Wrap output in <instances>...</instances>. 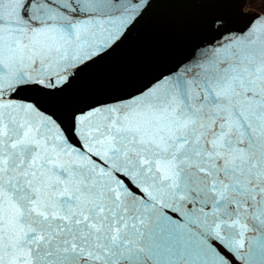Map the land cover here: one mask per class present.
<instances>
[{"label":"snow or ice","instance_id":"obj_1","mask_svg":"<svg viewBox=\"0 0 264 264\" xmlns=\"http://www.w3.org/2000/svg\"><path fill=\"white\" fill-rule=\"evenodd\" d=\"M139 7L0 0V264H264L255 26L115 106L75 113L71 130L19 97L62 89L67 68L111 51Z\"/></svg>","mask_w":264,"mask_h":264},{"label":"water","instance_id":"obj_2","mask_svg":"<svg viewBox=\"0 0 264 264\" xmlns=\"http://www.w3.org/2000/svg\"><path fill=\"white\" fill-rule=\"evenodd\" d=\"M262 17L264 10L249 7L248 0H141L125 35L111 51L68 67L62 89L45 93L22 88L19 97L56 113L71 130L75 113L101 103L115 106L120 98L138 93L156 77L187 62L193 53L226 40L230 33H244L254 26L258 35L264 33Z\"/></svg>","mask_w":264,"mask_h":264},{"label":"trees","instance_id":"obj_3","mask_svg":"<svg viewBox=\"0 0 264 264\" xmlns=\"http://www.w3.org/2000/svg\"><path fill=\"white\" fill-rule=\"evenodd\" d=\"M264 1H262L263 3ZM262 3H259L258 0H248V6L249 7H255V8H259V5H262Z\"/></svg>","mask_w":264,"mask_h":264},{"label":"rangeland","instance_id":"obj_4","mask_svg":"<svg viewBox=\"0 0 264 264\" xmlns=\"http://www.w3.org/2000/svg\"><path fill=\"white\" fill-rule=\"evenodd\" d=\"M262 1H264V0H258L259 3H262ZM258 7H259V9L264 10V2L262 3V5H259Z\"/></svg>","mask_w":264,"mask_h":264}]
</instances>
